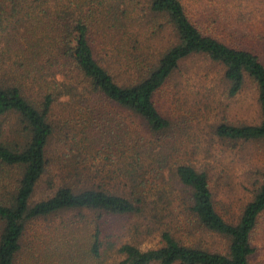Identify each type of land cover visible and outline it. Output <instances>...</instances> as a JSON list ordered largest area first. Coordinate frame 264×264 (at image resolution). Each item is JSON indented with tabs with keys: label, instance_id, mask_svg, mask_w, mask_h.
<instances>
[{
	"label": "trees",
	"instance_id": "1",
	"mask_svg": "<svg viewBox=\"0 0 264 264\" xmlns=\"http://www.w3.org/2000/svg\"><path fill=\"white\" fill-rule=\"evenodd\" d=\"M204 31L180 0H0V119L11 115L18 128L14 139L11 130L0 129V264L16 263L31 221L75 210L96 214L91 240L81 250L99 259L101 214L143 215L151 208L143 192L151 167L155 178L166 173L187 190L196 225L223 246L185 245L166 230L159 247H117V264H252V234L264 213V167L254 171L252 198L239 220L229 223L215 210L205 172L186 164L171 168L167 152L150 157L142 139L125 140L123 124L116 131L107 127L113 109L141 120L152 135L167 131L170 121L157 109L155 95L185 60L201 57L221 67L229 98L246 81L256 90L258 122L221 123L215 134L264 146V36L234 29L219 39ZM57 106L68 110L73 124L54 119ZM92 153L117 160V167L127 161L119 172L129 180V197L69 184L89 170L83 162ZM147 158L156 165L146 164ZM53 169L63 173L61 183L49 197L32 202L37 184Z\"/></svg>",
	"mask_w": 264,
	"mask_h": 264
},
{
	"label": "rangeland",
	"instance_id": "2",
	"mask_svg": "<svg viewBox=\"0 0 264 264\" xmlns=\"http://www.w3.org/2000/svg\"><path fill=\"white\" fill-rule=\"evenodd\" d=\"M180 2L190 19L205 33L216 38H229L234 29L264 36V0ZM134 5L140 11L142 6ZM215 15H218L216 21ZM154 102L160 113L170 121V127L162 134H150L141 120L113 109H108V112L114 121L109 122L108 126L104 125L116 131L118 123L123 124L122 128L127 131L125 140L128 137L130 141L136 140L135 137L142 139L149 145L150 157L161 159V154L167 152L171 168L186 164L205 172L215 210L225 221L236 223L243 207L252 198L251 178L254 171L264 167V146L259 142L221 139L215 134V128L221 123L258 122L259 109L254 85L246 81L243 90L229 98L221 67L205 58L193 57L183 62L180 71L157 92ZM53 117L56 121H71L68 110L62 106L55 108ZM16 122L11 115L2 117L0 129L6 133L11 130L9 134L12 139L17 138L13 132L18 129ZM156 139L162 145H158L160 143ZM160 146H164V149ZM116 161H108L104 153H92L83 162V166L89 170L71 177L69 184L101 187L129 197V180L122 178L119 172V167L126 165L127 161L117 162L118 167ZM148 163L156 165L151 158H147ZM151 169H147L143 189L151 208L143 215L101 214L103 249L99 259L92 260L81 250L91 240L96 214L89 210H75L31 221L26 227L15 264H117L122 260L116 252L117 247L125 243L141 250L159 247L160 234L166 230L171 231L182 244L221 249V239L201 231L193 220L187 209V190L166 173L163 179L155 178ZM63 176L57 169L45 174L35 188L32 202L49 197ZM252 240L257 248L252 264H264V213L258 219Z\"/></svg>",
	"mask_w": 264,
	"mask_h": 264
}]
</instances>
